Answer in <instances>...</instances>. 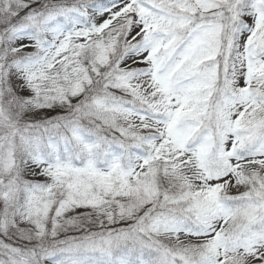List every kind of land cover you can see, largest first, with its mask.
Wrapping results in <instances>:
<instances>
[{
	"label": "snow or ice",
	"instance_id": "snow-or-ice-1",
	"mask_svg": "<svg viewBox=\"0 0 264 264\" xmlns=\"http://www.w3.org/2000/svg\"><path fill=\"white\" fill-rule=\"evenodd\" d=\"M0 264H264V0H0Z\"/></svg>",
	"mask_w": 264,
	"mask_h": 264
}]
</instances>
